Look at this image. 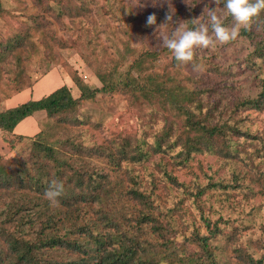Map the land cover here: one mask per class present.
Segmentation results:
<instances>
[{"label": "rangeland", "instance_id": "obj_1", "mask_svg": "<svg viewBox=\"0 0 264 264\" xmlns=\"http://www.w3.org/2000/svg\"><path fill=\"white\" fill-rule=\"evenodd\" d=\"M215 7L213 0H0V54L5 56L0 60V101L14 95L6 100V108L38 100L63 85L77 98L82 92L78 82L83 88L101 87L97 72L107 76L113 70L112 80L119 81L114 90L81 101L75 114L79 123L65 115L62 122L48 121L40 111L15 129L18 135L32 136L21 138L0 130V176L14 172L8 185L0 184V264L9 240L35 243L41 247L37 257L42 259L78 256L39 245L45 235L64 234L61 222L84 223L76 219V212H66L45 198L53 180L48 178L57 173L55 161L47 164L41 188L35 186L41 182H35L31 164L26 162L24 170L19 166L29 159L33 134L39 130L46 131L47 146L63 151L57 155L59 164L67 158L81 171H93L101 177L97 185L108 190V198L103 197L100 204L86 203V220L96 222L100 209L116 215L123 232L155 253L159 236L149 227L140 229L137 220L147 211L156 217L163 237L171 241L163 252L158 251V264H181L180 257L198 252L193 234L209 235L213 225L209 243L219 264H254L261 257L264 174L259 177L251 162L264 158V105L255 110L241 102L264 89V61L253 53L254 42L240 34L226 45L197 50L192 63L201 65V72L193 71L192 64L178 67L173 55L159 44L179 22L192 28L191 19L200 17V23L208 24L205 9ZM169 12L174 23L159 26ZM152 13L157 23L146 27V17ZM216 14L225 26H231L222 5ZM263 27L264 14H260L259 21L248 28L257 41H264ZM7 44L13 49L4 54L1 49ZM106 80L112 81L108 76ZM25 85L31 89L17 93ZM125 85H133L137 92L120 88ZM190 92L198 93L194 101L185 98ZM177 106L205 126L218 122L236 129L226 138L215 137L210 152L194 153L182 165L175 155L184 146L186 116ZM4 109L0 105V111ZM64 141L74 144L71 152L62 150ZM174 143L166 152V146ZM136 147L138 162L131 158ZM11 161L13 172L8 169ZM164 172L182 186L169 182ZM61 181L66 190V178ZM133 190L142 194L149 208L134 198ZM168 216L174 220L172 229L166 228ZM110 229L102 226L99 231Z\"/></svg>", "mask_w": 264, "mask_h": 264}, {"label": "trees", "instance_id": "obj_2", "mask_svg": "<svg viewBox=\"0 0 264 264\" xmlns=\"http://www.w3.org/2000/svg\"><path fill=\"white\" fill-rule=\"evenodd\" d=\"M261 14H264V12ZM239 34L248 42H254L253 44L255 45H253V53H255L258 58L264 61L263 39L257 41L253 32L249 29H240ZM12 49L13 46L7 44L1 50H3L2 53L6 54ZM4 58L5 56L0 54V60H3ZM173 60H175L174 57ZM105 74L106 73H96V76L101 83L100 88H83L78 82L77 86L82 88V92L77 98H74L71 95L69 88L66 85H63L38 100H30L14 108L0 112V130L4 133L11 134L19 122L40 111L45 113V117L48 119V121L61 120L62 122L64 119L60 118H63L65 115L69 121L72 119L71 121L79 123L80 120L75 116V114L81 101L92 99L98 93H108L114 90V88L119 87V81H113L111 78L115 74L113 70L107 73L108 78H110L112 81L106 80L107 76ZM26 87H28V85L19 87V92L17 93H20L25 89H30L29 87ZM120 88H125L134 93L137 92L133 85H125ZM142 89L143 88H140L138 92L143 94ZM197 94L198 93L196 92H190L185 98L194 101ZM245 105L249 106L250 109L255 110L263 106L264 89H262L255 97L251 99H244L241 102V106ZM177 108L186 116V124L184 125V146H182V148L175 155L177 162L182 165L185 164L194 153L202 151L210 152L211 144L215 137L226 138L229 133L233 134L236 129L227 123L219 124L218 122L214 126H205V124H203L198 119L193 120V115L184 107L177 106ZM45 132V130H39L33 135L34 140L31 143V155L29 156L28 160L20 161L19 166L22 168L21 170H24V164L26 162L31 164V168H34L37 175L35 182H41L35 183V186L41 188L47 164L51 161H55L56 164L53 165V167L56 169L57 173H55L52 177L51 175L49 176V182L51 179L61 181L63 177H65L67 180L66 190L62 197L68 199L61 197L59 205L63 207L66 212H76V219L84 221V223L75 225L74 222L69 224L61 222L62 224L60 229L64 230V234L61 236L54 235L50 237L43 235L46 238L43 237L45 240H41L39 245H48L50 250L58 247L63 249L65 252L75 255L77 254L78 256L67 257L65 259H57L54 257H52V260L42 259L37 257L41 247L38 248L35 243L26 241L24 244H19L14 240H9L5 250L6 252L4 255L3 264H158L161 261L159 260L161 259V254H159L158 251L163 252L171 241L168 238L165 239V237H163V227L157 225L156 217L147 211L142 212L137 220V225L140 229L149 227L152 234H157L159 236L161 241H159L158 244H155V253L152 251L148 252L147 250L149 247L146 250V245L141 247L143 243L136 240L135 237H133L134 235L130 236L127 234V232H123V228H119L121 226L120 219L116 215H108L105 213V211L100 209L99 217L96 222H94L95 219L86 220V213L83 211V208L86 207V203L100 204L103 197L108 198L109 192L105 185H99V183L97 185L96 180L101 179V177H99L98 174H94L93 171H81L80 166L75 165L74 161L69 162V159L67 158H65L63 161L61 160V164H59L58 161H60V159H58L57 155L60 154L62 156L63 151H59L58 148L47 146L45 143L47 141ZM22 137L23 136H21V138ZM59 141L60 140L57 142ZM63 145L65 147H62V150L64 148H68L70 152L72 151L71 147L74 146L72 141H67V143L64 141ZM175 145L176 143L170 147L166 146V152H170ZM137 149L138 147L135 148V151L131 157L136 162H138L140 156L137 153ZM155 150L159 152L160 146L157 145ZM120 153L122 160H125L126 152L124 149H122ZM140 154L142 153L140 152ZM43 159L47 160L48 162H42L44 161ZM12 162L13 161L8 164V169L13 172V168L11 166ZM251 163L252 168L259 174V177H263L264 158L259 159V161L256 163ZM64 168H66V173H63L61 176L57 177L59 170ZM48 169L50 171V168ZM164 175L167 174L164 172ZM13 177L14 172L13 174L5 172L0 176V184L8 185L10 180H13ZM86 178L90 179L91 181H86ZM167 179L176 186H182L181 183H178L175 179L171 178L170 175H167ZM210 185L214 184L210 183ZM200 189L201 188H199V190ZM199 190L198 192L201 194L202 191ZM132 195L134 198H137L139 201H141L145 208H149L150 204L146 199H144L142 194L136 190H133ZM169 219V221H166V228L170 227L172 229L175 227L174 222L172 223L174 220H172L171 217H169ZM102 226H105L108 229L111 228V233L110 230L107 231V233H101L99 228ZM208 231L209 235H200L197 232L194 234L192 233L194 237L193 240L198 244L200 250L198 252L189 254L185 258L180 257L178 260H183L181 264H219L215 259L214 252H212L211 244L209 243V238L214 231V225ZM73 235H76L77 239L71 240L70 236ZM46 240H48V243H45ZM173 256L174 254H172L169 259L171 262H173ZM246 261L250 263L254 262L249 258H246ZM254 264H264V253L257 261L254 262Z\"/></svg>", "mask_w": 264, "mask_h": 264}, {"label": "clouds", "instance_id": "obj_3", "mask_svg": "<svg viewBox=\"0 0 264 264\" xmlns=\"http://www.w3.org/2000/svg\"><path fill=\"white\" fill-rule=\"evenodd\" d=\"M213 3L215 8L205 9L209 15L208 24L200 23V17L193 18L191 22L194 27L189 28L185 21H182L170 36L161 37L160 46L173 55L178 67L192 64L193 71H203L201 65L192 63L197 50L214 49L217 45L230 43L237 38L240 29L250 28L254 21H259L260 14L264 12V0H213ZM221 5L225 14L232 20L231 26H225L216 14ZM156 23L157 17L154 13L146 17V27H153ZM170 23H174L171 12L166 14L164 22L159 26ZM64 191L63 182L54 179L44 195L51 205L59 206Z\"/></svg>", "mask_w": 264, "mask_h": 264}, {"label": "crops", "instance_id": "obj_4", "mask_svg": "<svg viewBox=\"0 0 264 264\" xmlns=\"http://www.w3.org/2000/svg\"><path fill=\"white\" fill-rule=\"evenodd\" d=\"M34 86H35V84H34ZM34 86H33V87H34ZM59 87H60V86H59ZM59 87H57V88H59ZM57 88H56V89H57ZM30 89H31V88H30ZM54 90H55V89H54ZM52 91H53V90H52ZM52 91H51V92H52ZM49 93H50V92H49ZM49 93H48V94H49ZM48 94H46V95H48ZM46 95H45V96H46ZM13 96H14V95H13ZM13 96H9V97L4 98V99H2V100L0 101V105H1V106H2V105H5V109H4V110H1L0 112L5 111V110L10 109V108H14V106H13V107H7V108H6V105H7V104H6V100H7L8 98L13 97ZM15 107H16V106H15ZM18 124H19V123H18ZM18 124H17V125H18ZM17 125H16V126H17ZM16 126H15V128L13 129V132L11 133V135H18V134L15 132ZM36 133H37V132H36ZM36 133H34V134H36ZM34 134H33V135H34ZM18 136H23V135H18ZM25 136H32V135H24L23 137H25Z\"/></svg>", "mask_w": 264, "mask_h": 264}]
</instances>
